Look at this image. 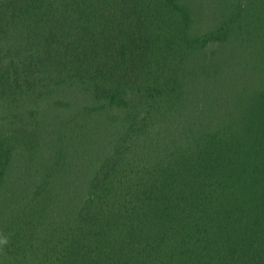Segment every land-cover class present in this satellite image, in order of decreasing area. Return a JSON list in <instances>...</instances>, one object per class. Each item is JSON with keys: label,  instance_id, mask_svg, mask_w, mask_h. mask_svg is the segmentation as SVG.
<instances>
[{"label": "trees", "instance_id": "1", "mask_svg": "<svg viewBox=\"0 0 264 264\" xmlns=\"http://www.w3.org/2000/svg\"><path fill=\"white\" fill-rule=\"evenodd\" d=\"M0 264H264V0H0Z\"/></svg>", "mask_w": 264, "mask_h": 264}, {"label": "rangeland", "instance_id": "2", "mask_svg": "<svg viewBox=\"0 0 264 264\" xmlns=\"http://www.w3.org/2000/svg\"><path fill=\"white\" fill-rule=\"evenodd\" d=\"M4 42H5V41H4ZM4 42H3V48L6 46Z\"/></svg>", "mask_w": 264, "mask_h": 264}]
</instances>
